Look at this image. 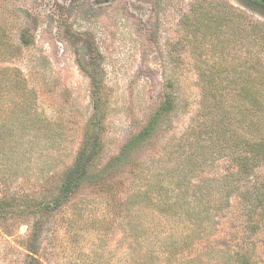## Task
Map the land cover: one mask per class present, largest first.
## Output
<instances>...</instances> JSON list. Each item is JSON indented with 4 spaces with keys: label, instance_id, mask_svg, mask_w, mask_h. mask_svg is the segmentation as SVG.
I'll use <instances>...</instances> for the list:
<instances>
[{
    "label": "rangeland",
    "instance_id": "rangeland-1",
    "mask_svg": "<svg viewBox=\"0 0 264 264\" xmlns=\"http://www.w3.org/2000/svg\"><path fill=\"white\" fill-rule=\"evenodd\" d=\"M0 38L2 72L18 78L30 113L51 128L50 146L33 153L24 173L0 177V196L13 211L0 216V264H123L128 244L99 187L85 184L51 213L36 208L37 200L54 191L73 162L96 109L95 164L104 166L146 124L163 93L174 97L171 113L128 158L156 157L179 136L199 107L197 64L214 65L226 77V97L239 93L240 64L248 79L251 61L264 65V6L252 0H0ZM258 74L264 77V66ZM253 167L246 181L240 174L230 178L236 166L225 160L205 170L220 174L225 188L210 238L199 249L214 244L222 253H247L248 264H264V160ZM115 177L131 179L127 171ZM82 205L89 209L81 215ZM190 250L183 255L192 257Z\"/></svg>",
    "mask_w": 264,
    "mask_h": 264
},
{
    "label": "trees",
    "instance_id": "trees-1",
    "mask_svg": "<svg viewBox=\"0 0 264 264\" xmlns=\"http://www.w3.org/2000/svg\"><path fill=\"white\" fill-rule=\"evenodd\" d=\"M252 1L264 6L261 0ZM5 49L0 38V53ZM8 53L12 54L10 50ZM251 62L249 79L244 78L246 68L240 64L239 93L229 97L225 95L226 77L221 76L218 68L197 64L199 107L179 136L167 140L156 157L128 158L147 145L171 113L172 94L163 93L146 124L104 166L95 164L100 153L96 109L73 162L62 173L54 191L37 200L36 208L56 211L85 184L93 185L104 192L106 204L120 219L124 246L125 242L128 244L123 264H222V258H227L226 264H248L247 253H222L214 244L199 249L197 243L210 238L223 206L220 189L225 188L220 174L208 176L205 170L225 160L236 166L230 178L240 174L246 181L253 166L264 160V77L258 74L264 65ZM3 69L0 68L1 180L24 173L33 153L50 146L46 140L51 131L41 117L30 113L25 87L18 84L11 72L5 75ZM94 101L96 108L97 99ZM126 171L130 181L116 179L118 173ZM255 207L252 202L250 211ZM85 209L89 208L82 205L76 212L82 215ZM4 213L13 211L5 195H1L0 216ZM48 229L52 236L53 217L48 221ZM190 248L193 256H184L183 253H191Z\"/></svg>",
    "mask_w": 264,
    "mask_h": 264
}]
</instances>
